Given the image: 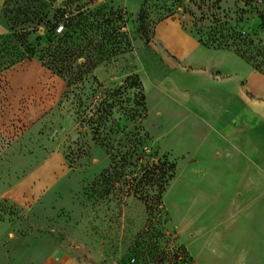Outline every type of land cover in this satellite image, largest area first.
<instances>
[{"label": "rangeland", "instance_id": "rangeland-1", "mask_svg": "<svg viewBox=\"0 0 264 264\" xmlns=\"http://www.w3.org/2000/svg\"><path fill=\"white\" fill-rule=\"evenodd\" d=\"M169 18L206 49L248 37L242 50H263L264 61V0H0V264L60 253L167 264L179 247L189 264H260L245 254L264 218L230 207L235 189L203 170L226 163L222 153L196 155L209 128L191 127L183 103L154 106L159 80L163 91L174 80L190 89L149 46ZM65 40L75 51L67 68L48 51ZM257 144L264 157V138ZM14 193L29 198L5 196Z\"/></svg>", "mask_w": 264, "mask_h": 264}, {"label": "crops", "instance_id": "crops-1", "mask_svg": "<svg viewBox=\"0 0 264 264\" xmlns=\"http://www.w3.org/2000/svg\"><path fill=\"white\" fill-rule=\"evenodd\" d=\"M152 33L149 46L158 58L157 64L166 74L174 75L173 80L183 78L190 84V89H182L175 86L176 80L173 84L169 81V91H163L159 87L163 81L159 80L155 83L154 106L159 110L166 100L178 106L183 103L182 107L188 111L186 118L193 119L191 127L204 123L209 128L208 136L197 146L196 155L202 150L206 155L207 149L213 148L214 155L222 153L226 163L203 170L219 173L222 188L235 189L229 199L230 207L231 203H237L247 218L255 219L256 223L263 220L264 172L261 176L259 164L264 166V157L259 153L257 140L264 138V75L228 50L204 48L175 18L157 23ZM198 91L206 97L201 103ZM248 155L251 161H246ZM5 196L15 203L29 198L17 193ZM255 234V244L246 250L245 258H258V263L264 264V232L263 228L258 229V223ZM39 264L80 263L73 255L60 253Z\"/></svg>", "mask_w": 264, "mask_h": 264}, {"label": "trees", "instance_id": "trees-1", "mask_svg": "<svg viewBox=\"0 0 264 264\" xmlns=\"http://www.w3.org/2000/svg\"><path fill=\"white\" fill-rule=\"evenodd\" d=\"M72 21V20H71ZM73 22V21H72ZM62 26L61 33L64 32V24H57L55 25L53 29L52 37H58L61 35V33H57L56 30L58 27ZM76 27V25H75ZM71 39V38H69ZM198 40V39H197ZM222 41L216 40L212 41V45L214 49H232L234 54L238 56L240 59H243L247 64H249L254 70L264 75V61H258L256 57H263V50H256V55L251 56L247 51L242 50L241 44L243 46L252 47L253 40L247 38H244L241 34H235L233 41H231L230 44H227L226 42H219ZM200 43V41L198 40ZM235 42H237L235 44ZM205 46V45H204ZM206 47V46H205ZM49 56L51 58V64L55 66H61V67H69L68 65L72 63V59L75 57V51L72 50V42L71 41H62L58 46L53 47L52 49L48 50ZM169 259L166 260L167 264H189L191 261V257L187 254V251H184L182 247L177 248L175 253L170 255L168 257ZM143 261L137 260V262L133 261V264H144Z\"/></svg>", "mask_w": 264, "mask_h": 264}, {"label": "built area", "instance_id": "built-area-1", "mask_svg": "<svg viewBox=\"0 0 264 264\" xmlns=\"http://www.w3.org/2000/svg\"><path fill=\"white\" fill-rule=\"evenodd\" d=\"M61 30H62V26L58 27L57 30H56V32L57 33H61Z\"/></svg>", "mask_w": 264, "mask_h": 264}]
</instances>
